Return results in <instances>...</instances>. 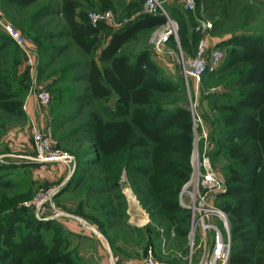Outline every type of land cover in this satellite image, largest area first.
Returning <instances> with one entry per match:
<instances>
[{"label":"rangeland","instance_id":"374dc122","mask_svg":"<svg viewBox=\"0 0 264 264\" xmlns=\"http://www.w3.org/2000/svg\"><path fill=\"white\" fill-rule=\"evenodd\" d=\"M60 1L34 0L22 5L12 0H0L1 21L17 29L38 52L39 59L38 76L34 81L26 65V54L0 24V35L10 43L9 48L0 53V72L7 76L14 90L19 92L23 105L35 88H45L52 96L47 111L40 114L34 104L28 108L31 116L26 112L25 115L17 116L0 110V167L7 166L0 170V177L3 182L11 180L16 183L11 187L0 186V218L12 210L20 209L26 216L32 215L39 221H55L52 228H42L41 232L52 244H56L54 239L61 236L64 240L61 247L74 250V257L79 264H144L149 255L169 264H210L214 246L213 233L208 232L206 240L202 241L197 230L194 239L190 238L194 214L192 208L184 205L189 204L190 199L186 196V191L194 190V185L186 186L189 180L184 183L179 193L180 205L190 214L188 234L180 237L174 229H167L164 224L153 222L150 213L141 205L134 192L125 169L120 174L119 187L113 188L106 179L108 170L102 169L100 165H90L92 155L87 154L90 141L85 132H80L81 127L89 119L91 111L105 115L108 108L114 107L117 96L114 94L100 100L73 99L75 90L83 92L85 82L80 80L81 68L69 66L71 62H86L89 56L66 35L68 29L65 17L55 9ZM78 1L76 13L81 21L92 24L89 18L92 12L111 11L115 16L116 24L102 21L95 25L102 29V43L95 51L96 57L110 33L134 17L138 10L145 11L146 2ZM159 1L162 6L160 12L170 18L165 25L169 26L166 30L173 29L172 23H169L173 22L178 33V24L169 16L172 9L177 8L186 16L190 33L198 34V45L204 41L209 51L221 48L224 53L219 68L212 73H205L198 86L193 80L189 79L187 82L182 74L179 56L183 49L179 35L178 38L173 35L169 39L165 45L168 53L164 55L157 54L152 43L153 32L159 27L141 32L138 39L125 46V51L134 59L141 50L149 49L151 60L158 66V76L176 88L175 92L161 97L159 102L162 105L175 107L183 104L190 110L193 106L201 116L209 135L205 155L224 183V190L210 194V200L220 207L219 203L226 198L223 194L228 189L226 166L230 161L221 147L220 130L215 124L218 112L212 107V102L216 98L224 97L226 93L236 92V88L228 86L233 73L231 70L224 71L223 66L227 62L229 50L240 49L224 47L222 43L234 33L264 34V0H227L233 3L230 18L215 32L212 31L213 26L206 31L197 30L196 22L200 14L212 25L215 21L203 9L201 0H196L194 11L188 10L182 0ZM217 18L218 15L214 19ZM58 48H63L60 54H57ZM183 55L192 57L184 51ZM46 62L51 63L48 65ZM58 92H63L64 95ZM36 122L42 123L51 132L54 150L74 157L70 170L59 162L43 163L33 160L36 155L33 126ZM199 148L204 150L201 143ZM191 167L193 171L192 154ZM85 168H90V171L78 186L75 184L76 176L79 177ZM106 200L111 203L105 204ZM227 215L229 234L225 232L224 235L231 238L232 250V223L228 213ZM211 219L215 220L216 217L211 216ZM216 222H219L221 229L225 228L219 218ZM148 225L153 230L146 229ZM22 230L25 231L24 228ZM230 256L225 264H229Z\"/></svg>","mask_w":264,"mask_h":264},{"label":"trees","instance_id":"16d2710c","mask_svg":"<svg viewBox=\"0 0 264 264\" xmlns=\"http://www.w3.org/2000/svg\"><path fill=\"white\" fill-rule=\"evenodd\" d=\"M12 1L25 5L34 0ZM201 1L203 9L215 20L212 31L219 30L230 18L232 1ZM78 6V0H61L55 6L65 17L66 35L89 56L86 62H71L69 66L80 67V80L85 82L83 92L75 90L81 93L75 92L72 97L84 101L117 96L114 107L108 108L105 115L91 111L87 122L79 128L90 141L87 152L92 155L90 165L108 170L106 179L113 188L119 187L120 174L125 169L153 222L185 237L190 214L180 205L179 193L192 171L191 110L183 104L170 107L159 102L176 88L158 76V66L151 60L149 49L141 50L135 59L125 51V46L138 39L141 32L166 24L168 17L161 12L138 10L110 33L97 59L95 51L102 43V29L79 20ZM216 15L219 18L214 19ZM169 16L179 26L183 51L194 56L198 34L190 33L186 16L179 9L173 8ZM222 44L240 48L229 50L223 66L224 71L233 73L228 86L236 88V92L212 102L218 112L215 124L220 130L221 147L230 161L226 166L229 183L223 194L226 198L219 203L232 223L229 264H264V34L234 33ZM9 46L1 34L0 53ZM62 50L58 48L57 54ZM0 110L25 115L21 95L1 72ZM6 167L1 166L0 170ZM89 171L90 168H85L76 176L75 184L81 185ZM15 185L11 180L1 181L0 177V186ZM54 225L55 221H39L20 209L4 214L0 218V264H79L74 250L61 247L64 242L61 236L54 239L56 244L45 239L41 229Z\"/></svg>","mask_w":264,"mask_h":264},{"label":"built area","instance_id":"2783aa9c","mask_svg":"<svg viewBox=\"0 0 264 264\" xmlns=\"http://www.w3.org/2000/svg\"><path fill=\"white\" fill-rule=\"evenodd\" d=\"M182 1L188 10L194 11L196 9V0ZM160 10H162V6L159 0H146V12L158 13ZM89 18L94 26L102 21L116 24L115 16L111 11L92 12L89 14ZM169 23H172L173 29L166 30L169 28V26H165L166 24H163L161 25L162 27L159 26V28L155 29L153 32L152 43L154 46V51L157 54H167L168 52L165 51L166 43L173 35L178 38L175 25L173 22ZM0 24L26 54L27 68L29 69L34 81L37 80L39 64L38 52L28 44L26 39L23 38L17 29H14L11 25L2 22L1 18ZM212 26V23L209 20H206L203 16L197 18V30L206 31L211 29ZM223 55L224 53L221 48H213L211 51H209L205 45V42L201 41L194 56L185 57L183 55V51L180 52L179 62L182 74L186 78L187 82L190 79L195 81V83L199 86L205 73H212L219 68L222 63ZM51 101L52 96L47 89L35 88L29 93L28 100L26 104L23 105V108L25 112L30 115L28 108L34 104L33 106H36L37 112L40 114L42 111H47ZM28 105L30 106L28 107ZM191 111L194 127L192 151L193 171L186 186L189 184L194 185V190L186 191V196L190 199L189 204H184L187 207L192 208L194 214L189 234L190 238L194 239L195 233L198 230L199 238L202 241H205L207 233L211 231L213 233L214 246L209 263L218 264L220 262L221 264H225L229 260L231 252V238L224 235L225 232H228L229 234V218L225 210L218 207L210 200V194L224 190V183L216 171L212 168L209 159L205 155L209 136L206 126L201 116L196 112L195 107L192 106ZM200 143L204 146L203 151L199 148ZM33 146L36 151V155L33 160L36 162H59L67 166L69 170L74 163V157L71 154L53 149L51 132L39 122H36L33 126ZM186 186L183 189L184 191L186 190ZM211 216H215L216 219L219 218L225 228L221 229L218 225L219 222H216V219L212 220ZM144 264L169 263L159 261L153 255H149L145 258Z\"/></svg>","mask_w":264,"mask_h":264},{"label":"crops","instance_id":"0c3cea01","mask_svg":"<svg viewBox=\"0 0 264 264\" xmlns=\"http://www.w3.org/2000/svg\"><path fill=\"white\" fill-rule=\"evenodd\" d=\"M218 4H220V3H218ZM207 13H208V11H207ZM216 17H217V15H216ZM108 40H109V38L105 41V43L102 45V47H101V49L103 48V46H105V44H107V42H108ZM101 49H99V50H101ZM63 51V50H62ZM97 59L99 58V54L97 55V57H96ZM55 174V173H54ZM104 260V259H103Z\"/></svg>","mask_w":264,"mask_h":264},{"label":"bare ground","instance_id":"6f19581e","mask_svg":"<svg viewBox=\"0 0 264 264\" xmlns=\"http://www.w3.org/2000/svg\"><path fill=\"white\" fill-rule=\"evenodd\" d=\"M132 193V192H131Z\"/></svg>","mask_w":264,"mask_h":264}]
</instances>
